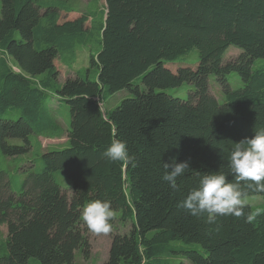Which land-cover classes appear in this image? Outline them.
<instances>
[{
	"label": "trees",
	"instance_id": "trees-1",
	"mask_svg": "<svg viewBox=\"0 0 264 264\" xmlns=\"http://www.w3.org/2000/svg\"><path fill=\"white\" fill-rule=\"evenodd\" d=\"M0 1V112L20 110L15 119L0 117V152L18 157L35 143L39 151L35 136L60 134L48 93L71 112L69 146L38 152L41 166L26 169L17 189L0 163V264H78L77 250L91 258L93 232L81 214L97 199L116 213L102 264H169L173 255L194 264H264V204L213 223L179 206L203 175L235 182V142L264 129V66L253 68L264 58V0H105L79 16L64 14L73 11L69 0ZM82 45L97 46L89 67L60 82L55 55L69 62ZM231 45L242 51L224 61ZM194 49L197 65L174 70L171 63ZM232 72L242 87H231ZM212 74L224 103L210 90ZM184 83L195 88L187 100L166 92ZM122 89L134 95L104 113L101 102ZM114 139L126 142L131 162L104 155ZM173 158L190 165L178 190L162 179ZM57 171L71 179V193ZM240 186L264 198L253 182Z\"/></svg>",
	"mask_w": 264,
	"mask_h": 264
},
{
	"label": "rangeland",
	"instance_id": "rangeland-1",
	"mask_svg": "<svg viewBox=\"0 0 264 264\" xmlns=\"http://www.w3.org/2000/svg\"><path fill=\"white\" fill-rule=\"evenodd\" d=\"M69 4L72 6L73 11L70 13H65L69 16H79L80 14L90 10V9H103L105 6V0H69ZM0 12H1V1H0ZM87 27H90V22L86 23ZM97 46L92 47L91 45L77 46L75 51V56L73 60L65 62L63 57L58 54L54 57V62L59 68L60 72V82H63L67 77L74 76L80 70H84L90 65L91 54L96 52ZM241 49L231 45L223 55V60L227 61L235 58L241 53ZM199 61L198 50L194 49L190 51L187 55L176 60L171 65H174V70L182 65H189L195 67ZM13 65V64H12ZM264 66V58H257L254 61L253 68H258ZM15 70L17 68L13 66ZM229 83L233 88H240L243 86V81L240 75L236 72H232L228 76ZM141 84V82H139ZM209 85L212 94L218 99L220 103L225 102V96L218 85L216 76H209ZM142 87V85H141ZM195 88L189 83H184L179 87L167 89L166 92L176 97L187 100L190 96V92ZM134 92L129 89H122L114 93L106 102H101L102 110L104 113L112 111L123 99L132 97ZM50 109L56 121L61 129L59 135H37L35 140L40 144L39 151L37 150L36 143L34 147L25 154L18 157H11L0 152V163L8 171L12 186L17 189L19 185L23 182L27 176L26 169H38L41 166V161L38 158V152H46L51 150H59L69 146L68 140V128L71 120L70 107L66 101L60 100L56 95L48 93L47 95ZM20 110L18 108H12L0 112V117L3 118H17L19 117ZM8 143L12 145H23L24 141L20 138H9ZM34 163L33 166H31ZM56 178L63 189L67 193L72 192V181L63 172L57 171ZM246 204H249L253 208H261L264 204V198L261 195H249L245 196ZM120 215V213L118 214ZM122 228V227H120ZM2 231L7 233V228L4 225ZM91 239L93 242V253L91 258L86 259L82 251L77 250L75 253V261L78 264H102L103 260L108 256L109 245H110V232L108 234H91ZM176 244H182L181 242H175ZM193 247L204 253L202 247L199 244H194ZM194 264L191 260L183 255H173L169 257V264ZM38 264V263H35Z\"/></svg>",
	"mask_w": 264,
	"mask_h": 264
},
{
	"label": "clouds",
	"instance_id": "clouds-1",
	"mask_svg": "<svg viewBox=\"0 0 264 264\" xmlns=\"http://www.w3.org/2000/svg\"><path fill=\"white\" fill-rule=\"evenodd\" d=\"M104 155L111 161L129 163L133 157L129 155L125 141L114 139L106 148ZM229 164L231 172L236 177L230 182L221 172H211L200 178L199 185L193 188L180 203L196 217L207 213V222H215L217 216L244 215L246 208L245 193L240 182H253L258 188L264 189V129L258 130L252 137H246L235 142L230 153ZM162 179L169 186L178 190L177 178L190 169L188 161L171 164L164 163ZM259 212V210H257ZM82 220L96 234H108L112 230V221L116 213L108 200L97 199L89 202L82 210ZM251 220L252 217H247Z\"/></svg>",
	"mask_w": 264,
	"mask_h": 264
}]
</instances>
